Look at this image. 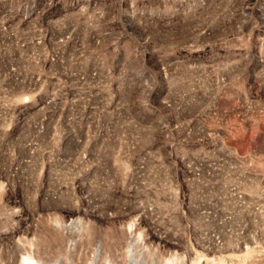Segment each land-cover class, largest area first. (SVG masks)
Instances as JSON below:
<instances>
[{"label":"rangeland","instance_id":"374dc122","mask_svg":"<svg viewBox=\"0 0 264 264\" xmlns=\"http://www.w3.org/2000/svg\"><path fill=\"white\" fill-rule=\"evenodd\" d=\"M24 263L264 264V0H0Z\"/></svg>","mask_w":264,"mask_h":264},{"label":"bare ground","instance_id":"6f19581e","mask_svg":"<svg viewBox=\"0 0 264 264\" xmlns=\"http://www.w3.org/2000/svg\"><path fill=\"white\" fill-rule=\"evenodd\" d=\"M98 250H99V247H98ZM130 252V249L128 248V250H127V253H129ZM31 259H27L25 262H29ZM25 264V263H24ZM89 264H91V263H89Z\"/></svg>","mask_w":264,"mask_h":264}]
</instances>
